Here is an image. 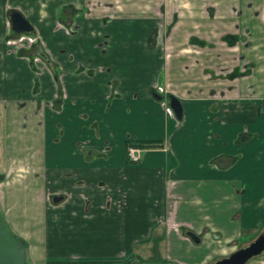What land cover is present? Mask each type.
<instances>
[{
    "label": "crops",
    "instance_id": "obj_1",
    "mask_svg": "<svg viewBox=\"0 0 264 264\" xmlns=\"http://www.w3.org/2000/svg\"><path fill=\"white\" fill-rule=\"evenodd\" d=\"M11 10L40 39L28 52L4 43ZM263 11L0 0V214L30 264H209L264 229V50L244 53L264 48ZM147 141L164 148L129 164L126 144Z\"/></svg>",
    "mask_w": 264,
    "mask_h": 264
},
{
    "label": "water",
    "instance_id": "obj_2",
    "mask_svg": "<svg viewBox=\"0 0 264 264\" xmlns=\"http://www.w3.org/2000/svg\"><path fill=\"white\" fill-rule=\"evenodd\" d=\"M10 28L15 33L31 32V27L23 19L17 11H9L7 14ZM158 99V97H156ZM168 104L174 116L179 119L181 109L178 100L173 97H168ZM60 198H53V202H57ZM192 242L198 243V239L190 232L186 233ZM264 252V229L252 240L249 244L240 247L227 257L218 259L209 264H246L250 259L255 258ZM0 264H28L26 259V251L22 243L15 239L5 228V225L0 214Z\"/></svg>",
    "mask_w": 264,
    "mask_h": 264
},
{
    "label": "flooded vegetation",
    "instance_id": "obj_3",
    "mask_svg": "<svg viewBox=\"0 0 264 264\" xmlns=\"http://www.w3.org/2000/svg\"><path fill=\"white\" fill-rule=\"evenodd\" d=\"M263 15H264V11H263ZM8 21H9V20H8ZM9 30L11 31V33H13V34L15 35V37L12 38V39H10V36H8V37L5 39L4 43H5L9 48H11L12 50L22 51L21 48H23V49H26L27 52H28L29 49H30L34 44H36L37 42L40 43V39H39V37H38L37 35H34V36H32V37L30 36V34L33 33L32 28H31V32L28 33V34H25V33H15V32H13V31L11 30V28H10V23H9ZM233 36H234V38H235V42L238 41V40H242V38L239 37V36H236V35H233ZM26 59L31 63V65H33L32 62L35 63V56H29V55H27V58H26ZM36 69H37V68H35V69H33V70L35 71ZM245 71H246V67H243V69H242L241 71L237 69L236 71H233L232 76H237V75H236L237 73H238V74H243ZM33 80H34V79H33ZM35 80H36V79H35ZM154 92L156 93V95H157V97H158L157 100H159L161 96L166 97L167 100H168V97H169V96H172V95H168V96L164 95L163 90L160 89V88H156V87H155V91H154ZM58 94H59V97L62 98V95L60 96V94H61L60 90H58ZM173 97H174V96H173ZM262 103L264 104V99L262 100ZM168 107H169V104H168ZM168 109L171 110L170 107H169ZM171 112H172V110H171ZM172 113H173V112H172ZM173 115H174V114H173ZM129 143L134 144V143H136V142H129ZM157 143H158V142H157ZM163 145H164V144L161 143V142L159 143V145H157V146H155V147H139V146L128 145V146H131V147L139 148V160H138L137 162L131 163V162H129V161L127 160V157H126V161H127L129 164H137V163H139V161H140V159H141V157H142V153H143V152H145V151H147V150H162V149L164 148ZM126 147H127V146H126ZM126 147H125V151H126ZM125 155H126V153H125ZM93 264H95V263H93Z\"/></svg>",
    "mask_w": 264,
    "mask_h": 264
},
{
    "label": "rangeland",
    "instance_id": "obj_4",
    "mask_svg": "<svg viewBox=\"0 0 264 264\" xmlns=\"http://www.w3.org/2000/svg\"><path fill=\"white\" fill-rule=\"evenodd\" d=\"M35 35V32L34 33H31L30 34V36L32 37V36H34ZM21 49H23V48H21ZM243 50H244V47H243V49H242V52H241V54H240V56H242V55H244V53L245 52H251V51H255V50H259L258 52H256V54L257 53H261L262 52V50H264V48L262 47V46H260V47H256V48H254V49H252V50H250V49H248L247 51H244V53H243ZM239 56V57H240ZM252 58H253V56H252ZM249 61L251 62V61H253L252 59H249ZM27 62H28V60H27ZM37 62H40V59L38 58V57H35V63H37ZM29 64L28 65H31V63L30 62H28ZM33 63V65L35 66V63L34 62H32ZM37 68V67H36ZM31 71H34L32 68H31ZM35 71H44V69L43 68H37ZM254 76H255V78L257 77V73L256 72H254ZM11 101H13V97H12V95H11V99H10ZM258 235V234H257ZM256 235V236H257ZM256 236L254 237L253 235L252 236H250L249 238H248V240L251 242L252 240H254L255 238H256ZM249 244V243H248ZM247 245V244H246ZM245 246V245H244ZM66 247V244L64 245V246H61V248H64V249H61V254L60 255H72L73 256V254H74V252L72 253V251H73V249L71 248V247H68V248H65ZM76 250V249H75ZM78 250H82V249H78ZM264 253V252H263ZM262 253V254H263ZM51 254H55V253H51ZM161 255H163L164 253L162 252V253H160ZM56 255H58V254H56ZM261 255V254H260ZM150 256H153V254H150ZM155 256H156V258H159V255H156L155 254ZM54 262H56V261H54ZM57 262H60V263H44V264H78V263H76V262H71V261H68V260H62V261H57ZM126 262V261H125ZM27 263L28 264H30L29 263V261H27ZM141 264H149V263H145V262H140ZM139 263V264H140ZM36 264H41L40 262H37L36 261ZM83 264H85V263H83ZM86 264H92V263H86ZM95 264H103V263H95ZM105 264H110V263H105ZM132 264H138V262L137 263H132ZM156 264H158V263H156Z\"/></svg>",
    "mask_w": 264,
    "mask_h": 264
},
{
    "label": "built area",
    "instance_id": "obj_5",
    "mask_svg": "<svg viewBox=\"0 0 264 264\" xmlns=\"http://www.w3.org/2000/svg\"><path fill=\"white\" fill-rule=\"evenodd\" d=\"M125 153L129 162L134 163L139 160V148L128 146Z\"/></svg>",
    "mask_w": 264,
    "mask_h": 264
},
{
    "label": "trees",
    "instance_id": "obj_6",
    "mask_svg": "<svg viewBox=\"0 0 264 264\" xmlns=\"http://www.w3.org/2000/svg\"><path fill=\"white\" fill-rule=\"evenodd\" d=\"M128 145H132V146H139V147H155L157 145H159V143L157 142H151V141H147L145 143H142V142H136L134 144H131V143H127L126 146L128 147ZM15 238V237H14ZM16 239V238H15ZM18 240V239H17ZM21 242V241H20ZM22 243V242H21ZM23 245V244H22ZM24 247V246H23ZM86 263H96V262H86ZM82 264V263H81Z\"/></svg>",
    "mask_w": 264,
    "mask_h": 264
}]
</instances>
